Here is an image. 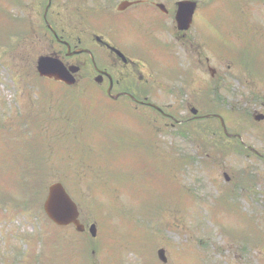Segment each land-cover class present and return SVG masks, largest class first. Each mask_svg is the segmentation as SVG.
Wrapping results in <instances>:
<instances>
[{"label": "rangeland", "instance_id": "rangeland-1", "mask_svg": "<svg viewBox=\"0 0 264 264\" xmlns=\"http://www.w3.org/2000/svg\"><path fill=\"white\" fill-rule=\"evenodd\" d=\"M3 1L1 0L3 5H0V62H2L0 64V106L2 104L4 106L12 104L11 108L8 109L12 110L16 102H19V104L14 110L7 113L8 116L4 115V111L7 109L0 111V125L3 126L6 134L10 137L11 144L18 152L3 157L0 156V159H5L6 163L9 160H23L27 163H23L24 168L0 170V264H71L62 260V251L60 250L61 244L65 240L63 237H68L65 235L62 237V229L55 227L47 219L43 210L44 188L55 179H63L68 184L67 186L65 183V186L69 193L75 199V195H77L79 200L82 201L84 211L81 218L85 223L96 222L98 224V220L104 223L101 226L103 231H101L98 224V233L102 236L100 240L95 241L90 235H88L89 239H86L84 235L81 238L86 241L83 239L77 241L83 245L87 244L90 250H97L94 256L100 254L101 259L94 257V261L90 254H86V256H81L78 264H102V254L106 264H160L154 255L151 258L150 254H152L153 249H157V256L158 249L164 247L169 258L168 264H264V248H255L253 252L249 253V247L245 248L239 244L245 243L242 240L243 236L245 237L248 234L250 236L251 232L249 230L251 228L253 230L257 228L260 232L261 226L256 219H252L249 223L238 221L236 214L234 215L235 205L233 203H225L229 209L225 210L223 207H219L214 214L208 206H203L209 203L214 205L215 202L217 203V199L223 195L221 192L216 193L213 184L207 182L205 178L207 175L221 186H232V184H226L219 167L210 168L205 174L202 168L195 163L193 167L183 172L180 182L184 185H190L192 187L191 191L201 194V198L207 197L210 192L213 198L198 202L193 207L187 204L175 205L166 193L169 190L168 181H158L154 171L155 168L154 170L146 168L151 164L149 158L153 155L129 158L127 155L132 156V151L129 152V149L138 144H119L110 138L113 136L112 134L102 132L106 131L105 129L95 127V122L100 119V116L102 118L106 116V111L102 110L104 106L98 92L91 91V89L83 91L82 86L74 87L71 89L77 95L74 99L72 96L65 97L66 94H70L60 89L56 91L58 94L56 97H52L50 100L44 96L40 102L38 85L41 84V81L36 71V62L37 57L41 55L40 52L45 49V45L43 43L37 44L39 41L36 38L32 41L29 36H25V42L20 47L22 61L18 62L17 45L20 43L24 32H19L14 22L17 19L23 20L25 17L18 13L11 14L7 3ZM222 1L226 3L228 0ZM22 2L25 5L29 0H22ZM214 3L215 5L218 4L219 0H214ZM237 3H239V0H237ZM247 7L249 10L243 7L242 9L247 12L249 24L252 26L257 25L264 30V7H260L259 11H256V6L251 1L248 2ZM215 14V18L219 19L220 13ZM237 30L246 32L245 28L241 26H237ZM225 40L231 41L228 38ZM211 47H213L211 55H214L222 50L223 45L212 42ZM247 47L252 49L256 63L264 66V38L253 36L251 45L242 43L237 46V52L245 54ZM5 52H11V60L8 58L10 54H7L4 59ZM226 57L233 63L232 56L226 54ZM252 71L263 74L257 69L254 60L237 57V69L234 72L237 73L238 81L233 80L232 82L237 83V85L254 86L249 76ZM232 94L233 92L229 97V102L231 101V104L237 105V96ZM162 97L163 99H169L167 94H162ZM37 99H39L38 106L43 110L50 106L47 111L48 113L51 112V115L55 116L57 120L71 118L78 119L79 122L83 120L79 144L77 141L66 142V140L60 144L66 150L69 148L71 150L73 146L80 147L79 153L73 152L75 157L72 158L73 161L70 163V166L75 168L76 171L61 168L46 172L42 170L47 167L35 165L37 159L30 161L38 154V143L32 137L33 131L30 123L32 121H29L31 132L26 130L27 123H25L22 127L23 138L19 141L13 140V127L8 126L6 122L12 123L10 121L13 120L14 116L16 117L15 123L20 120L28 122L27 118L29 116L39 117V113L32 110V107L37 106ZM199 100L202 102L201 98ZM229 102L226 105L233 108L230 107ZM43 110L40 111L42 118ZM174 110L178 116H183L186 113V111L182 112L183 109L180 106L174 107ZM240 110L241 108L237 107L236 112L233 108L232 114L238 115ZM110 115L115 116L114 113ZM116 116L121 120V115L118 112H116ZM247 116L248 112L245 114V117ZM22 123L14 124V127ZM210 123L213 124L214 122ZM50 125V123L47 124L48 127ZM234 127V124H232L230 128L233 129ZM69 130V128L62 130L60 135H66ZM42 131L43 136L48 137L52 129L45 127ZM167 131L172 130L168 129ZM246 131L248 141L260 144L264 148L260 140L254 136L253 129ZM170 135L168 133L161 136L162 146L165 151H168L164 152L165 156H162V158L169 159L170 155L180 150L196 157L186 141L170 137ZM114 136L120 139V136L116 134ZM3 138V134L0 132V147H4ZM191 138L195 144H202L203 141L209 140L208 134L200 132L192 134ZM121 139L123 140L120 141L124 142L129 138ZM134 140L133 138L132 142ZM90 145H93L99 151H106L102 156L103 158L90 151ZM52 150H55V148ZM144 153L147 154V152ZM54 155H57V152H54ZM61 157V155H57L54 160H59ZM227 159V157L217 155L214 158V165H225ZM97 160L103 165V168L99 171L92 168ZM110 163L117 165L121 163L123 166H127L128 171L123 181H128L134 188V194L123 184L120 185L121 182L115 187L112 186V190H114L119 185L116 193H114V199L111 200L110 210L112 211L109 216L112 220H116L117 215L120 217L122 214L124 220L128 219V223L131 225V235L141 242V246L130 240L128 244L110 242V229L105 213L109 208L108 202L111 197H109L106 188L97 186L101 176L100 173L105 171V166ZM251 163L254 164L250 160L230 156L228 164L225 166L226 170L233 175L236 168ZM260 164L256 165L258 172L264 171V166ZM156 168L168 171L171 177L172 170L168 167L157 162ZM253 174L258 173L255 170ZM162 191L163 193H161ZM246 193L243 192V198L237 200L240 203L237 208V215H243L245 212L249 215L252 213L258 214L264 218V202L254 199V191ZM163 197L166 198V202L161 201ZM216 208L213 207V211ZM244 218L249 217L244 216ZM120 220L121 217L116 223ZM112 227L115 239L126 237V235L116 233L114 225ZM66 230L72 232L71 228H66ZM69 231L66 235H69ZM224 231L232 234L239 241L235 242L234 237ZM57 233L62 238L57 236ZM158 238L162 242L153 243ZM101 244L102 247L100 248ZM249 246L252 247L253 243H249ZM109 247H114L110 255L107 253Z\"/></svg>", "mask_w": 264, "mask_h": 264}, {"label": "flooded vegetation", "instance_id": "flooded-vegetation-1", "mask_svg": "<svg viewBox=\"0 0 264 264\" xmlns=\"http://www.w3.org/2000/svg\"><path fill=\"white\" fill-rule=\"evenodd\" d=\"M55 1L36 5L46 14L42 37L48 52L44 53L59 57L69 69L78 67L75 87L82 85L85 89L87 83L82 82L87 78L84 82H89L93 90L110 91L107 95L118 107L144 115V130H138L135 122L127 123L133 134L156 139L164 130L163 120L166 128L182 123L172 115L171 109L176 106L190 107L192 114L185 122L208 120L200 111L193 113L195 107L189 105L199 95L223 86L225 76L220 71L225 58L221 52L211 55V43H222L230 36L237 44V0L227 13L223 11L229 19L217 21L211 20L210 0H192L197 2L192 18L182 26L177 22L179 0H125L129 4L122 9L120 1L114 0ZM251 1L256 11L264 7V0ZM227 67L229 71L231 65ZM162 94L169 99H163ZM246 103L263 105L257 99ZM241 145L264 158V153H256L239 136L237 149H222L238 154ZM260 177L264 183V172Z\"/></svg>", "mask_w": 264, "mask_h": 264}, {"label": "water", "instance_id": "water-1", "mask_svg": "<svg viewBox=\"0 0 264 264\" xmlns=\"http://www.w3.org/2000/svg\"><path fill=\"white\" fill-rule=\"evenodd\" d=\"M56 61L49 57H43L40 60V70L43 75L51 76L55 73L60 75L58 68H56ZM263 116H259L261 118ZM45 209L49 216L59 224H69L75 222L77 227L80 228V224L77 221L78 210L75 203L69 197L61 183H55L49 188V196L45 203ZM161 258L165 260L164 251L161 250Z\"/></svg>", "mask_w": 264, "mask_h": 264}]
</instances>
